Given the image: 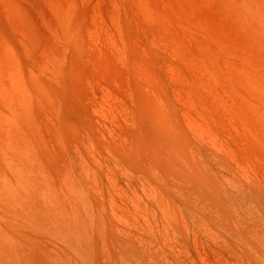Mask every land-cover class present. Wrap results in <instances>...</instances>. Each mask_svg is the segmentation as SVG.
Returning a JSON list of instances; mask_svg holds the SVG:
<instances>
[{"label":"rangeland","instance_id":"obj_1","mask_svg":"<svg viewBox=\"0 0 264 264\" xmlns=\"http://www.w3.org/2000/svg\"><path fill=\"white\" fill-rule=\"evenodd\" d=\"M17 79L29 91L21 118L31 127L29 152L11 171L35 172L38 189L63 198L71 147L61 140L55 149L51 130L37 128L34 106H57L59 139L86 129L110 98L137 111L149 105L156 117L171 112L191 137L218 147L225 172L264 198V0H0V90ZM0 160L4 165L1 146ZM19 180V187L30 183ZM104 188L103 195L82 188L72 195L110 227L118 209L114 190ZM161 224L163 231L175 227ZM179 230L177 264H264L259 225L229 230L225 239L199 215ZM167 245L174 247L172 240Z\"/></svg>","mask_w":264,"mask_h":264},{"label":"bare ground","instance_id":"obj_2","mask_svg":"<svg viewBox=\"0 0 264 264\" xmlns=\"http://www.w3.org/2000/svg\"><path fill=\"white\" fill-rule=\"evenodd\" d=\"M21 82L10 80V89L0 90V146L6 157L0 164L1 264H134L136 257L149 264H177L173 252L179 229H188L199 215L222 238L229 237V230L242 234L247 224L259 225L257 241L264 239V216L259 215L264 212V198L257 189L225 172L217 146L191 137L170 120L171 112L156 117L149 105L137 111L108 98L97 119L86 120V129L75 136L61 134L59 139L53 117L57 106L46 101L34 106L37 128L51 130L55 149L61 151V140L71 147L65 163V176L71 182L63 198L38 189L35 172L22 176L11 171L14 162L29 152L31 123L21 118L23 108L30 106L29 91L25 93ZM19 177L29 185L19 187ZM7 179L12 180L11 187ZM104 186L114 190L118 212L107 222L116 225L115 230L100 221L85 199L72 195L81 188L103 195ZM162 222L175 227L163 231ZM150 235L152 240L144 237ZM250 245L258 248L254 241Z\"/></svg>","mask_w":264,"mask_h":264}]
</instances>
